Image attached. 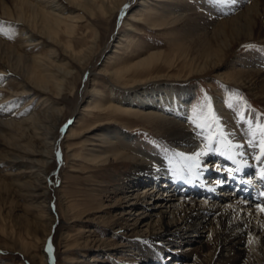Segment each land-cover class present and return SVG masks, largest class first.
Wrapping results in <instances>:
<instances>
[{
    "label": "rangeland",
    "instance_id": "1",
    "mask_svg": "<svg viewBox=\"0 0 264 264\" xmlns=\"http://www.w3.org/2000/svg\"><path fill=\"white\" fill-rule=\"evenodd\" d=\"M142 2L146 3L143 8ZM176 3V0H135L121 18L117 16L112 21L93 9L92 15L88 14L91 5L88 9L81 10L70 7L69 11L73 16L83 19L75 22L76 28L71 38L61 34L60 40L64 43L70 41L74 51L80 55L79 58L72 59L58 46L53 45L58 51L57 57L63 59L62 64L66 63L73 73L68 77L65 89L59 97L54 98L47 94L50 98L48 104L53 103L62 110L57 121H54L53 117H48V120L42 122L34 118L43 111L42 109L48 108L43 102H39V92L33 99L30 95L10 96L8 101L1 103L2 98L9 96L12 89L18 90L26 84V79L10 72L5 64L0 62V67L5 70L4 74L0 73V118L20 121L23 128L16 129L0 124V264H38L41 258L44 259V264L47 260V264H143V255L135 249L136 245H157L158 241H151L152 233L159 229V212L169 210L166 208L169 195L176 197L181 194L183 198L191 197L201 190L207 197L205 202H208V199L226 200L228 195L222 191H226V188L212 189L206 177H199L194 181L195 189L198 186L199 188L192 193L183 187L178 190H173L174 187L170 186L160 189L161 179L157 180V187L154 184L149 185L151 191L155 190L150 195L142 192L141 188L145 183L136 187L138 191L133 190L132 177L143 173L146 167L155 168L154 170L159 172L164 171L167 163L184 168L178 165L184 162L177 155L183 151L171 144L170 139L156 123L138 121L140 116L136 119L120 115L117 117L114 114L96 118L92 114L84 116L86 111L83 110H87V106L96 99L97 94L93 89L103 92L98 101L111 97L109 90L112 82L108 80L109 73L128 68L136 61L148 57L150 51H155L157 57L161 55L154 64L158 68L153 71V76L164 75L174 79L179 74H189V64L185 59L194 55L195 51H189L187 42L180 36V22H173V16H168L171 10H178ZM142 9L144 10L141 11ZM20 34L16 26L6 24L0 27V40L25 59L31 58L32 55L40 56L39 52L45 50L42 44L52 46L47 41L33 45L37 42L35 41L27 47H21L16 44ZM93 39L95 42L92 43ZM92 45L94 47L89 56L84 57L85 53L81 54V50ZM261 52L264 54V46L260 43L245 44L233 55L228 56L222 65L206 70L204 75L189 78L188 83L192 89L188 102L189 121L196 127L197 124L202 125L203 128L197 127L200 130L213 132L211 129L214 123L210 117L217 116L212 97L218 92L223 95L227 108L236 110L241 116L255 111L259 119L264 121V105L251 98L247 92L223 83L224 79L220 76L231 73L232 64L237 63L241 55ZM86 70H92L93 74L86 85L81 105L73 112L75 95L83 93V76ZM133 83L125 82L127 85L121 87L130 89ZM27 87L36 89L30 85ZM119 93L126 94L125 91ZM205 117L208 119L205 120ZM215 124L218 125L219 121ZM207 125H211V129ZM47 128L48 130H45ZM34 130H37L35 138L32 137ZM42 141L46 145L55 143L57 148L54 150L55 157L45 158L44 175L38 176L35 171L41 165L38 163L40 157L28 152V148L42 150ZM135 151L155 153L158 163L145 166L147 162L140 161V154ZM111 152H116V156H112ZM95 153L107 160V166H103L101 159L96 163L90 161ZM137 164L140 166H136ZM206 164L209 165L208 162L203 165ZM33 166L35 168H32ZM214 169L210 167L211 171ZM255 169L251 171L252 175L259 177L258 169ZM195 171L201 172L200 169ZM225 172L220 175L226 182H230L232 178ZM185 173L187 175V171ZM225 174L227 177H223ZM248 175L240 176L239 182L245 183L251 190L249 193L255 196L251 202L254 203L261 195L259 196L257 191L252 193L255 187L253 185L250 188V182L254 180L244 181ZM33 176H38L39 183H35ZM202 186L211 187L207 195L212 193V197L205 194L206 188ZM233 186L229 189L233 190ZM157 188L165 189V196L160 197ZM135 193L141 194L143 198L134 206L132 204L135 201L132 199L136 197ZM153 197L155 198L152 199ZM200 198L194 197L193 200L199 202ZM148 200L159 201L162 206L151 210L154 207L149 205ZM254 208L250 207L249 210ZM46 209L52 216L51 222L47 221L48 217H42L47 216L44 215ZM140 211L143 214L137 215ZM144 221L149 224L147 229L142 226L141 222L144 224ZM49 232L50 236H47ZM199 236L190 237L191 240L196 239L192 246L199 247L203 244L204 239ZM185 243L180 246L183 252L189 245ZM49 246L51 252L46 251ZM176 249L177 247H171L169 251L175 253ZM44 251L50 253L45 255V258ZM173 260V257H167V262L164 263L168 264L169 261L171 264ZM184 261L177 264H190L187 259Z\"/></svg>",
    "mask_w": 264,
    "mask_h": 264
},
{
    "label": "bare ground",
    "instance_id": "2",
    "mask_svg": "<svg viewBox=\"0 0 264 264\" xmlns=\"http://www.w3.org/2000/svg\"><path fill=\"white\" fill-rule=\"evenodd\" d=\"M134 1L0 0V27L7 24V26L13 25L18 28L21 34L16 39V44L21 47H27L28 44L35 43V41L37 42L33 45L41 44L44 41L52 44V46L42 44L45 50L42 49L44 51L39 52L40 56L32 55L31 58L25 59L21 55L16 54L15 49L0 40V62L5 64L10 72L26 79V84L22 85L18 90L12 89L9 96L2 98L1 103H5L10 96L21 97L30 95L31 97L33 96L31 98L33 99L39 92L41 93L39 102H43L48 108L42 109L43 111H40L34 118L39 122L48 120V117L55 118L54 121L59 120L62 110L53 103L48 104L50 98L47 94H51L54 98L59 97L65 89L64 86L68 82V77L72 76L73 73L66 63L62 64L63 59L57 57L58 51L53 45L58 46L63 53L70 55L72 59L79 58L78 55H80L74 51L70 41L64 43L60 40L61 34L71 38L76 28L75 22L83 19V17L73 16L72 12L69 11L70 7L81 10L88 9V6L91 5L92 7L87 11L88 14L92 15L93 9V11L101 13L103 17L112 21L117 16L121 18ZM176 1L178 10H171L168 12V16H173V22H180V36L187 42L189 51H195L194 55H190L189 58L185 56V61L189 64H187L189 74L185 76L179 74L174 79L164 75L153 76V71L158 68L154 64L161 58L159 57L161 55L157 57L154 53L155 51H150L148 57L136 61L128 68L109 73L108 80L112 82L109 90L111 97L105 101H98L97 99L102 97L103 92L100 89H93L94 93L97 94L96 99L90 106H87V110L84 109L83 111H86L84 116L92 114L95 118L109 117L112 114L117 117L119 115L129 116L131 119H136L140 116L138 121L148 122V124L156 123L166 137L170 139L172 145L179 147L178 149L186 154H191L199 150L204 143L203 136L200 135L202 130L204 135H208L210 130H200L189 121L188 102L192 95V89L188 83L189 78L200 74L204 75L206 70L222 65L228 56L233 55L245 44L257 42L264 46V0H237L235 4L217 3V0ZM144 6H146V3L142 2L141 7L143 8ZM37 38L40 39L37 40ZM93 42H95L94 39ZM93 45L82 49L81 54L85 53L83 56L88 57L94 47ZM3 54H6V56H3ZM231 69V73L224 76L220 75L224 79L223 83H228V85L247 92L251 98L264 105L263 52L241 55L237 63L232 64ZM85 72L83 76V93L75 95L73 112L81 105L83 95L86 92V85L93 74L92 70H86ZM0 73H5V70L1 67ZM129 81L134 82L133 86L130 89H123L121 86H126L125 82ZM28 85L36 89H30L27 87ZM119 91H125L126 94H121ZM212 102L219 124H214V127L210 129L213 132L223 131L233 143H244L245 145L243 149L235 150L236 152H245L243 157L236 155L241 171L234 172L235 178L230 179V182H224L219 177L221 173L228 172V168L235 169L237 167L236 164H233L228 159V155H232V152H228L227 155H221V152L226 151L223 146H219L218 151L203 157L202 165L208 162L209 165H206L209 167L204 170L202 166L201 172H198L201 173L199 177H206L210 181L216 178V181L211 185L212 189L226 188V191L222 190L228 195L226 200L216 201L208 199L209 201L205 202L206 200L204 199L207 197L202 195L201 190V192L199 191L191 197L185 196L183 198L181 194H177L176 197H174L175 195H169L170 198L166 202V204L168 203L166 208L169 210L159 212L160 214L157 216L159 218L157 221L159 229L158 231L154 230L156 232L152 233L151 241H158L157 245H141L142 243L136 245L135 249L143 255V264H165L167 257L174 258L172 263L170 261L171 264H177V262L186 261V259L188 262L190 261V264H264V213L259 212L257 209V205L264 206V197H257L256 202L252 203V198L255 196L249 193L251 190L246 187L245 183L239 182L240 176L249 174L247 178H244V181L249 180L250 178L248 177L254 176L252 175V170L255 171V168H257L259 171L260 167L264 166V164L252 158L259 153V149H250L246 144V141L251 139L252 131L256 132V142H259L260 130L256 125L258 122L264 123V121L259 119L255 111L241 116L236 110L227 108L224 97L220 92L212 97ZM55 113H58V115ZM70 120H72V117ZM0 124L23 129L20 121L15 122L8 118H0ZM45 130H48V128ZM36 131L34 130L33 138L37 136ZM212 146L213 148L218 147L215 142H213ZM56 148L57 145L55 143H47L46 145L43 141L42 150L41 148L38 151L28 148L30 149L29 151L27 150L28 152L38 154L40 157L38 163L41 165L35 171L38 176L44 175L45 158H49V156L55 157ZM135 152L140 154V161L147 162L145 166L158 163L155 153ZM115 154L117 153L111 152L114 157L116 156ZM90 161L93 163L100 161L102 164L104 163L103 166H107V160H103L100 154L95 153ZM175 165L171 166L167 163L165 168L161 167V169L164 168L163 172L156 171L154 170L155 168L146 167L143 173L132 177L133 190L138 191L136 187L141 183H145L141 188L143 189L142 192L145 195H150L155 190L151 191L149 185L154 184L157 187V183L159 185L157 180L161 179L160 189L173 186V190L183 187L191 193L196 191L199 186L195 189L193 183L197 180V171L194 170L191 174L187 172V175H185L186 170L180 166L175 167ZM178 165L184 166L183 163ZM216 165H219L225 171H211L210 167L215 168ZM136 166L140 165L137 164ZM32 168L35 167L33 166ZM38 176L32 177L35 183L40 181ZM256 178L250 182V188L253 185L257 188L263 182L262 189L264 190V180L260 177ZM230 183L235 184L232 191L227 188ZM47 189L45 186L46 191ZM157 192L162 197L165 196L166 190L158 189ZM231 193L232 195L230 196ZM135 196L132 199V201H135L132 204L134 206L143 198L141 194H136ZM217 196L219 197L220 195ZM194 197H201V201L193 200ZM148 201H150L149 205L154 207L151 210L162 206V204L159 205V201ZM250 207L255 208L249 210ZM44 213L47 216L42 217H48L47 221L51 222L52 216L47 209ZM142 214L140 211L137 215ZM145 216L144 218L147 217ZM141 223L146 229L149 226L145 221L144 224L143 222ZM134 229L137 230V228ZM199 235L204 239L203 244L198 241V243H201L199 247L192 246L196 239L191 240V238H199ZM47 236H50V232ZM250 239L255 242L249 244L248 241ZM184 243L189 245L183 252V250H180V246ZM171 247H177L174 251L175 253L169 251ZM49 254V252L44 251L43 257ZM40 260L38 264H44V259L41 258ZM182 263L180 262L179 264Z\"/></svg>",
    "mask_w": 264,
    "mask_h": 264
},
{
    "label": "snow or ice",
    "instance_id": "3",
    "mask_svg": "<svg viewBox=\"0 0 264 264\" xmlns=\"http://www.w3.org/2000/svg\"><path fill=\"white\" fill-rule=\"evenodd\" d=\"M237 0H217V3H230V4H235ZM127 7V5H125ZM231 107V105H229ZM211 120L215 124L217 123V118L214 115H211ZM205 120L208 119V117L204 118ZM243 119V117H241ZM195 123V120L193 121ZM198 128H203L202 125L197 124ZM207 127L211 128V125H207ZM256 127L260 130V136H259V142L257 143V134L255 131L251 132V139L246 141L247 146L250 149H259V153L257 155H254L252 158L255 161L261 162L264 164V123H257ZM201 136H203L204 143L202 146L199 148V150L191 153V154H185L183 152L177 153V155L182 159L184 162V169L189 173H193L194 170L196 169H201L202 168V158L207 156L209 153L216 152L219 150V146H223L224 149H226L225 152H221V155H227L228 152H232V155H228V159L232 161L233 164H236L237 167L235 169L233 168H228L227 171L229 173L230 178H235L233 173L234 172H240L241 167L238 164L236 160V155H239L243 157L245 155L244 151H239L236 152L235 150L238 149H243L244 148V143H233L231 140L228 139V137L225 135L223 131L219 132H209L208 135L203 134V130L200 133ZM213 142H215L218 147L213 148ZM208 165H203L204 170L208 169ZM215 171L220 172L222 171L221 167L219 165L215 166ZM201 173L196 174V178L198 179ZM259 177L264 180V166L260 167L259 172H258ZM261 196L264 197V192L261 193ZM257 209L259 212L264 213V206L262 205H257ZM254 240H249L248 243L252 244L254 243ZM46 251L51 252V246H49Z\"/></svg>",
    "mask_w": 264,
    "mask_h": 264
}]
</instances>
